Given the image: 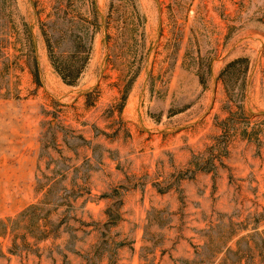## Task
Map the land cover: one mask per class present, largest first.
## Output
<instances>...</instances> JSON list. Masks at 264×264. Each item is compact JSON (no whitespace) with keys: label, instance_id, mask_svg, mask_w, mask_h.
I'll return each instance as SVG.
<instances>
[{"label":"rangeland","instance_id":"rangeland-1","mask_svg":"<svg viewBox=\"0 0 264 264\" xmlns=\"http://www.w3.org/2000/svg\"><path fill=\"white\" fill-rule=\"evenodd\" d=\"M0 264H264V0H0Z\"/></svg>","mask_w":264,"mask_h":264},{"label":"trees","instance_id":"trees-1","mask_svg":"<svg viewBox=\"0 0 264 264\" xmlns=\"http://www.w3.org/2000/svg\"><path fill=\"white\" fill-rule=\"evenodd\" d=\"M46 47L48 50V54L50 55V58L52 57L54 59L52 60V64L59 73L62 80L70 85L75 84L76 80L79 77L81 69L83 68V64L85 63L84 60L87 59L88 52H86L85 58L82 60L81 64L74 66V65H67L66 63H64L63 59H60V57L53 56L54 47L49 38H46ZM74 67H76L75 70H69V69H74Z\"/></svg>","mask_w":264,"mask_h":264}]
</instances>
